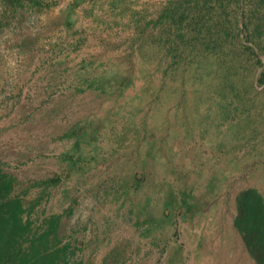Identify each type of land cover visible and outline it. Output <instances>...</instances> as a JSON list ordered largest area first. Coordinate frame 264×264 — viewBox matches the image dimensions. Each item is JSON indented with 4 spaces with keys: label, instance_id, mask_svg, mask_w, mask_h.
<instances>
[{
    "label": "rangeland",
    "instance_id": "rangeland-1",
    "mask_svg": "<svg viewBox=\"0 0 264 264\" xmlns=\"http://www.w3.org/2000/svg\"><path fill=\"white\" fill-rule=\"evenodd\" d=\"M7 8L0 0V50L17 32ZM31 12L16 19L18 34ZM151 31L145 52L143 40L134 53L124 38L123 53L109 41L95 50L97 89H74L68 72L47 93L31 61L0 53V173L13 177L34 230L61 217L69 264H253L234 219L241 190L264 194V90L230 49L193 50L164 72L171 56ZM77 122L90 124L73 148L63 135Z\"/></svg>",
    "mask_w": 264,
    "mask_h": 264
},
{
    "label": "trees",
    "instance_id": "trees-1",
    "mask_svg": "<svg viewBox=\"0 0 264 264\" xmlns=\"http://www.w3.org/2000/svg\"><path fill=\"white\" fill-rule=\"evenodd\" d=\"M25 1L7 0L15 8L23 6ZM29 1L39 6L53 3ZM139 19L144 20L145 15H140ZM148 29L157 32V36L152 37L153 44L161 45L163 40L171 56L164 72L167 73L179 60L186 59L193 50L201 52L204 47H209L212 51L226 49L227 53L230 49L239 54L242 60L239 67L244 73L254 70L252 89L257 91L261 87L264 90V40L261 44L255 39L264 32V0H169L156 18L146 20L140 29L138 41L143 40V49L149 43L148 37L145 39ZM232 36L238 39L236 46L226 43ZM90 84L93 86L96 82ZM244 89L248 93L250 88ZM87 124L90 123L77 122L63 135L74 138L73 148H78L88 134ZM63 159L71 165L77 163L73 154L64 155ZM61 179L57 174L35 183L50 186ZM13 188V177L0 173V264H69L75 247L63 242L61 217L49 215L40 228L34 230L24 219L23 200L19 195H13ZM234 226L255 264H264V194L258 188L248 187L239 192Z\"/></svg>",
    "mask_w": 264,
    "mask_h": 264
},
{
    "label": "crops",
    "instance_id": "crops-1",
    "mask_svg": "<svg viewBox=\"0 0 264 264\" xmlns=\"http://www.w3.org/2000/svg\"><path fill=\"white\" fill-rule=\"evenodd\" d=\"M2 1L8 6L7 12L15 16V20H9V27L17 32L20 26L16 19L26 10L34 9L31 18H26L27 34L13 32L11 36L5 35V44L0 53L5 56L6 53H10V59L14 57L20 61H31L30 71H37L34 78L40 76L46 78L39 82L41 85L39 88H43V85L48 89L47 93L55 84L53 79L65 76L68 72L78 78L72 86L74 89H97V85L90 84L93 82L90 78L96 76V73L92 72V67L101 64L103 59L96 57L95 50H99L109 41L112 42L111 50L123 53V43L126 42L130 51L136 53L140 29L145 25V21L156 18L169 2V0H45L53 3L39 6L26 0L23 6L15 8L7 0ZM140 15H145V19H139ZM28 20L30 21L27 22ZM5 23V19L0 22L2 27ZM25 43L31 47L24 49ZM104 69L107 68H101ZM120 72L119 69L118 74L122 75ZM27 91L25 89L24 93ZM28 113L30 112L26 111L25 115L30 119L33 114ZM27 122L32 123L31 120ZM251 260L255 264L253 258Z\"/></svg>",
    "mask_w": 264,
    "mask_h": 264
}]
</instances>
